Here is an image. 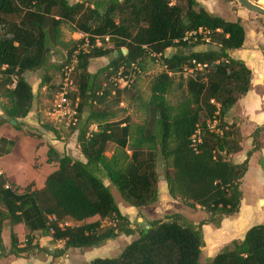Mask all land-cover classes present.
Masks as SVG:
<instances>
[{
  "label": "trees",
  "instance_id": "16d2710c",
  "mask_svg": "<svg viewBox=\"0 0 264 264\" xmlns=\"http://www.w3.org/2000/svg\"><path fill=\"white\" fill-rule=\"evenodd\" d=\"M64 22L88 39L86 51L77 53L74 90L68 94L71 101L77 100V121L69 126L77 131L83 160L48 146L46 161L55 168L41 188L29 183L19 190L0 172V254L33 255L41 250L37 235L62 242L51 253L58 258L68 248L98 247L117 235L135 234L117 255L83 264H200L201 226L217 228L224 217L238 211L239 184L247 168V158L231 160L241 150V136L234 122L224 119L249 87V68L230 53L242 45L241 24L208 12L195 0H0V123L16 128L30 111L34 95L29 73H39L38 86L47 85L51 73L61 74L73 49L82 43L83 38H75L62 62L49 60ZM198 44L207 47L194 50ZM176 46L182 50L163 54ZM147 55L158 57L162 69L150 79L147 98L135 95L143 118L115 119L110 104L119 102L129 86L119 87L110 78L118 70L126 74L130 62L138 75ZM107 56L103 66L88 71L90 59ZM176 75L182 95L170 103L167 94ZM42 127L55 132L49 124ZM261 130L264 125L253 130L252 138ZM13 144L0 136V156ZM157 162L168 195L205 213L196 223H182L178 213H170L131 226L119 211L111 186L134 208L156 202ZM257 164L263 172L264 199V156ZM102 220H107L105 226ZM15 224L23 225L22 240L13 231ZM3 228L9 238L6 252ZM207 264H264L263 223L223 244Z\"/></svg>",
  "mask_w": 264,
  "mask_h": 264
},
{
  "label": "rangeland",
  "instance_id": "374dc122",
  "mask_svg": "<svg viewBox=\"0 0 264 264\" xmlns=\"http://www.w3.org/2000/svg\"><path fill=\"white\" fill-rule=\"evenodd\" d=\"M74 1L75 0H68V2L70 3ZM226 1L228 0H220L219 3L224 5ZM254 16H257L260 22L264 20L263 15H260L259 13H255ZM73 35L74 34H73V29H72L71 24L64 22L60 25L59 43L57 44V47L54 53L48 55L49 60L51 62L58 64L65 59V57L67 56V50L71 47V42L75 38L76 39L80 38L78 37V35L74 36L73 38ZM205 47H207V45L198 44L194 46L193 49L201 50ZM178 50H182V48L180 46L170 47V48L165 49L163 54L170 55L173 52L178 51ZM107 60H108V56L90 59L88 61V67H87L88 71H92V72L95 71L100 66H103L107 62ZM161 69H162V66L160 64V59L158 57L152 56V55H147L143 57L141 71L138 75L137 74L132 75V81L128 88L129 90L128 93H126L125 95L123 94L119 102L117 103L111 102L110 104L111 110L115 111L116 113L114 117L115 119L122 120L123 118H126L127 120L131 122H141L143 118V114H142V111L139 109V101H138L137 96L135 95L138 94V96H140L141 99L147 98L149 94V89H148L149 81L152 78V76L160 72ZM184 74L186 75V73ZM59 79H60L59 71L54 72V73H51L50 80L47 85L38 86L37 82H39V73L33 72V73L28 74V80L32 84V88L34 90V95H35L34 104H35L36 109L40 110L39 113L41 115L40 118L38 119L41 121V123H38V125L40 126L42 124L43 125L49 124L51 126L52 124H54L56 126L57 131L63 132V130L70 131L73 128H71V126H69L66 123V120H63L61 122H56V123L53 122L52 120H54V118L50 117L47 113L50 108L51 101L53 99V94H54V91L56 90V86H57ZM111 79L113 81L114 79H116V77L114 78L111 77L110 80ZM177 81H178V77L176 75L173 78L171 89L169 93L167 94V100L170 103H175L182 95V89L181 87L177 85ZM0 130H3L4 133L6 134L5 138H11L12 140L17 139V137H15L17 136L16 133L10 132V130L12 129L7 122H4L1 125ZM26 131L23 132L22 134H25ZM258 135L264 136V131L261 130L260 132H258ZM252 140H253V145L256 148L259 147L260 145L259 139L252 138ZM111 149H112V146L109 145V147L106 150L107 155L111 153ZM245 153L247 155V153L249 152L246 151ZM232 156L233 155H231V160L233 158ZM43 164H44V161H43L42 152L41 151L35 152L32 149V140L29 139V137H24V136L19 137L18 140L14 142L9 153L0 157V166L6 172V175L8 176V178L11 181L19 183V184L22 183L24 179H28L30 177H37V175H40V174L42 175V173L45 171V166ZM53 166H55V163ZM157 170H158L159 176H161L162 169L159 167V162H157ZM262 183H263V172L261 168L258 166L255 158L251 156L249 158V161L247 160V169L243 177L241 178L240 184H239V188L241 191V199H240L241 208L239 212L243 211L242 207L247 206L248 209L245 212L246 214L245 216H246V219L249 220V223H250L249 226L255 223L254 212H259L260 210L259 208H263L262 206H264V204L257 202V200L259 198L261 199L263 196ZM157 184H158L157 187H158V192L160 196L164 197L162 204L157 206L158 208L156 207L154 208L155 203H152L149 205V207H147L146 209H143L142 211L143 213L138 210L137 214H141L143 217H140V219L136 218V221H135L136 224L137 222H141L143 219H149L151 217L161 218L165 212H169V211H176L181 216L182 223H184L185 221L187 222L198 221L199 219L205 216V213L200 208L186 206L179 198L170 197L167 193L165 181L163 180L162 177L158 179ZM110 191L113 195V198H114V201L117 207L126 214L130 213V212H126V210L127 208L132 207V206L128 205L123 199H121L118 192L112 186L110 187ZM248 210L249 211L251 210V212L248 213ZM252 210H256V211L252 213ZM231 218L232 217H228L227 220ZM101 222L105 226V224L107 223V220H102ZM1 234L4 239V244L8 245L9 238H8L7 228L3 229ZM208 239L209 238H207V241L210 240L209 242H211V244L209 246V243L205 241L204 246L202 247L200 251V255H199L200 264H207L208 258L213 256L217 249L214 247L217 244L211 241V239L214 241V238H210L209 240ZM114 242L117 243L118 245H121V247L119 249L115 248L114 250H111L110 252H107L105 254H103V250L99 249V247H92V248H86V249L70 248L66 255L64 254L60 256L59 258L51 257V253L54 250H56V248H59V247H57L55 244L50 245V242H46V243H43L41 247L39 246L41 250H38L33 255H30L29 257L25 258L24 261L28 262V264H56V263L58 264V262L59 264H63V263H60L61 261H63L64 264H68L70 262L83 264V261L86 262L89 259H92L95 257H112V256L117 255L122 249L124 243H126V239L124 236H122L114 240ZM57 259H61V261L60 260L57 261ZM11 260H12V257L8 259L1 258L0 264H11L10 263Z\"/></svg>",
  "mask_w": 264,
  "mask_h": 264
},
{
  "label": "crops",
  "instance_id": "0c3cea01",
  "mask_svg": "<svg viewBox=\"0 0 264 264\" xmlns=\"http://www.w3.org/2000/svg\"><path fill=\"white\" fill-rule=\"evenodd\" d=\"M195 1L212 14L218 15L230 21L238 20L243 28L244 39L242 45L239 48L232 50L230 53L233 57L243 61V63L249 68L250 70L249 87L248 90L240 98H238V100L234 103V105H232L226 111L224 119L228 123L234 122V124L238 127L241 136L240 139L241 150L232 156L233 157L232 162L238 163L245 158H247V160L249 161V158L251 156H253L257 162V158L259 156H264V141H263L264 136L258 134L256 135L255 138L259 139L260 141L259 147L256 148L253 145L251 134L256 127L264 125V20L260 22L257 16H254L255 15L254 12L239 5L236 0H228L225 2L224 5L219 3L220 0H195ZM250 1L259 4L261 7L264 8V0H250ZM74 36L75 34L73 35V37ZM31 90L34 95L32 84H31ZM0 101H3V99L0 98ZM34 102H35V95L33 98L30 111L23 118L19 119V124L16 128L12 127L9 123L8 124L13 130V131L10 130V132H14L17 135L15 136L17 137V139L14 140V142H16L19 137L22 136L29 137V139L32 140V149L35 152L36 151L42 152L43 161H44L43 165L45 166V171L42 173V175L40 174L37 175V177H30L28 179H24V181L19 184L11 181L6 175V172L0 166V172H2L5 175L8 183L11 186L18 187L19 190L29 183H31L30 185L31 188H41L43 186V180L45 176L55 168V166H53L54 165L53 162H46V150L48 146L53 147L56 151L60 153L69 154L73 158L83 160V157L80 154L78 146L76 144V132H77L76 129H72L70 131L63 130V132H61V131H57L56 126L52 124L50 128L56 129L55 132H53L51 131L52 129L46 130L42 127V125L39 126L38 123H41V121L38 120L41 116L39 113L40 110L36 109ZM1 114L2 111L0 109V115ZM3 123L4 122L0 123V127ZM25 131L26 133L22 134ZM0 136L3 137L6 136L3 130H0ZM7 139H11V138H7ZM246 151L249 152V155H246L245 153ZM103 182L104 184H107L106 180H104ZM163 199L164 197H161L158 192L157 200L156 202H154L155 203L154 208L155 207L158 208L157 206L162 204ZM259 201L260 198L257 200V202ZM147 207L149 206H145L141 208L129 207L126 210V212H130L128 214L124 213L119 208L118 209L122 214L127 216L129 222L131 223V226H133L136 221V218L140 219V217H143L141 214H137L138 210L142 212L143 209H146ZM240 208L241 205L239 206V209L235 214L228 216V217H232L231 219L227 220L228 217H224L221 220L219 227L217 228H214L209 224H203L201 226V229H202L204 243L205 241H207V238L209 239L214 238V241L212 239L211 241L217 244L216 246H214L215 248H217L216 249L217 251L223 244L227 243L231 239H241L245 230L249 227L250 223L245 216L246 215L245 212L248 209L247 206L242 207L243 210L242 212H239ZM259 209H260L259 212H254L256 210H252V213L254 212V216H255L254 224L263 223L264 221V207ZM250 212L251 210L250 211L248 210V213ZM170 213H177V212L169 211V212H165L164 214H170ZM95 218L96 216H93L90 217L88 220H94ZM152 219H158V218L151 217L149 219H143L141 222L142 224L145 225L147 220H152ZM191 222L196 223L197 221H191ZM13 231L16 233L18 240H22L21 237H23L25 233L23 225L22 224L13 225ZM122 236L125 237L126 243H128L131 239L135 237L134 234H130V235L120 234L113 238L107 239L102 245L98 246L99 249L103 250V254L110 252L115 248L119 249L121 245L115 243L114 240ZM36 237L38 238V242H39L38 246L40 247L43 245V243L46 242H50V245L55 244L59 248L62 245V242L60 243L52 242L49 236L37 235ZM1 239H2L3 249L6 252V250L8 249L9 240H8V245H5L2 234H1ZM209 241L207 242L209 243L210 246L211 242ZM126 243H124V245ZM69 249L70 248L65 250L64 252L65 255L68 253ZM10 257H12V260L10 261L11 264H28V262L24 261L25 258L23 257H14L12 255L0 254V259L1 258L8 259ZM59 260L61 261V259H57V261ZM60 263L64 264L63 261H61ZM68 264H82V263L70 262Z\"/></svg>",
  "mask_w": 264,
  "mask_h": 264
},
{
  "label": "built area",
  "instance_id": "2783aa9c",
  "mask_svg": "<svg viewBox=\"0 0 264 264\" xmlns=\"http://www.w3.org/2000/svg\"><path fill=\"white\" fill-rule=\"evenodd\" d=\"M73 34H75V36L78 35V37L83 38V41L81 44L77 45V47L73 50L72 54L70 55L69 62L61 67V74L57 84V89L53 94V99L51 101L50 108L47 112L50 117L54 118V120H52L53 122L56 123L66 120V123L68 125H75L77 121V100L75 99L71 101L68 98L69 92L74 90V84L72 81V72L74 68V63L76 60L77 53L79 51L85 52L88 47V39L86 38L85 34L80 32H76ZM104 39L107 38L105 37ZM204 40L207 41V38H204ZM98 43H99L98 40L95 39V44ZM129 65H130V70L126 74H121V71L118 70L116 79L113 80V83H117L119 87L130 86L132 81V75L139 72V69L133 62H130ZM197 67H199L198 64ZM12 82H14V78H12ZM214 123L215 121L209 123V127L211 129L213 128ZM63 223L68 224L70 222H63ZM60 242L61 241L57 240L54 243H60Z\"/></svg>",
  "mask_w": 264,
  "mask_h": 264
},
{
  "label": "water",
  "instance_id": "95a60500",
  "mask_svg": "<svg viewBox=\"0 0 264 264\" xmlns=\"http://www.w3.org/2000/svg\"><path fill=\"white\" fill-rule=\"evenodd\" d=\"M238 2L239 5L247 8L248 10L254 12V13H259V14H262L264 15V8L261 7L260 5L256 4V3H253L252 1L250 0H236ZM121 51L124 52V49H121ZM115 54V52H114ZM11 123H14V120H10ZM161 176H159L160 178ZM261 204H264V199H260L259 201ZM263 225H264V221H263Z\"/></svg>",
  "mask_w": 264,
  "mask_h": 264
}]
</instances>
